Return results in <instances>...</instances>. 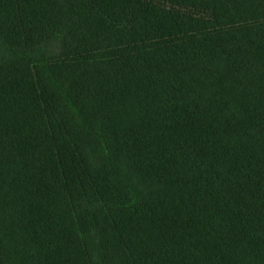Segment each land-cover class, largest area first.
Here are the masks:
<instances>
[{
  "label": "trees",
  "instance_id": "16d2710c",
  "mask_svg": "<svg viewBox=\"0 0 264 264\" xmlns=\"http://www.w3.org/2000/svg\"><path fill=\"white\" fill-rule=\"evenodd\" d=\"M0 264H264V0H0Z\"/></svg>",
  "mask_w": 264,
  "mask_h": 264
}]
</instances>
